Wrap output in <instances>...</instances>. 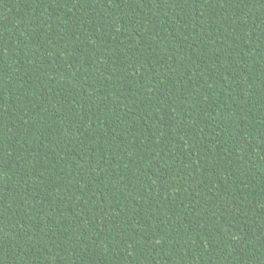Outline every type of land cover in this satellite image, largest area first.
Instances as JSON below:
<instances>
[{
  "label": "trees",
  "instance_id": "16d2710c",
  "mask_svg": "<svg viewBox=\"0 0 264 264\" xmlns=\"http://www.w3.org/2000/svg\"><path fill=\"white\" fill-rule=\"evenodd\" d=\"M0 264H264V0H0Z\"/></svg>",
  "mask_w": 264,
  "mask_h": 264
}]
</instances>
